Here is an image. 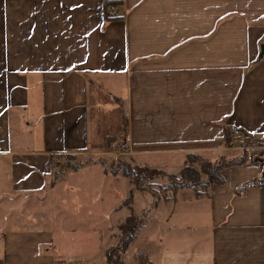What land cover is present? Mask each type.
Masks as SVG:
<instances>
[{
  "label": "crops",
  "instance_id": "0c3cea01",
  "mask_svg": "<svg viewBox=\"0 0 264 264\" xmlns=\"http://www.w3.org/2000/svg\"><path fill=\"white\" fill-rule=\"evenodd\" d=\"M108 1L0 0V264L107 262L131 215L133 264H264V160L202 195L130 179L120 216L109 151L124 136L122 161L169 175L242 158L234 126L264 144V0Z\"/></svg>",
  "mask_w": 264,
  "mask_h": 264
},
{
  "label": "trees",
  "instance_id": "16d2710c",
  "mask_svg": "<svg viewBox=\"0 0 264 264\" xmlns=\"http://www.w3.org/2000/svg\"><path fill=\"white\" fill-rule=\"evenodd\" d=\"M113 3L117 5L116 0H110L106 3V7H105L106 17L108 15V8ZM116 17H120V15H115L112 18H116ZM227 141H229V138ZM110 142L111 141L109 140V145L111 144ZM198 160H199L198 156L193 154L188 155L189 163H187L183 167V169L180 171L179 174L167 175L163 171L151 169L148 167H132L126 161L119 162L116 165L117 166L116 169L120 168L118 170H121L125 176L131 177L137 186L142 187L143 185H146L147 189L150 190L155 195H158L160 193L161 195H163L167 192L169 197H174V195L176 194L179 188H183L187 186L193 187L197 192V195H202V193H200L199 190H197V188L201 187L203 189H206L214 183H221L224 180L222 176V170L224 168L234 164H238L239 162H246L244 157L238 160L222 159L219 162L218 161L203 162L201 164V167L198 169L195 166V162ZM78 165L79 163L75 164L74 168L78 167ZM166 175L168 177L167 181L157 184V187H159L160 190L154 189L153 188L154 184L149 183V181L154 180V178L164 177ZM205 175L207 176L206 181L203 180L204 179L203 177ZM162 190L166 192L163 193L161 192ZM143 222H144V218L142 219L136 215H131L120 223V228L126 234V236L121 242V244L119 243L120 245L118 244L117 246H113L107 250L106 257L108 264H125L124 257H122V253H125L129 244L135 240ZM137 259H139L141 263H144V261L146 260V254L144 252L138 253ZM61 263L63 262L59 261L57 264H61ZM75 263L95 264L84 261H77Z\"/></svg>",
  "mask_w": 264,
  "mask_h": 264
},
{
  "label": "built area",
  "instance_id": "2783aa9c",
  "mask_svg": "<svg viewBox=\"0 0 264 264\" xmlns=\"http://www.w3.org/2000/svg\"><path fill=\"white\" fill-rule=\"evenodd\" d=\"M119 15L117 6L111 5L108 15ZM229 148L239 150L245 161L249 164H259L264 160V144L257 143L252 136L242 130L240 127L234 126L229 133ZM130 145L124 136H120L113 140L110 144L109 151L113 154L128 155L130 153ZM61 157L56 158V162H60Z\"/></svg>",
  "mask_w": 264,
  "mask_h": 264
},
{
  "label": "rangeland",
  "instance_id": "374dc122",
  "mask_svg": "<svg viewBox=\"0 0 264 264\" xmlns=\"http://www.w3.org/2000/svg\"><path fill=\"white\" fill-rule=\"evenodd\" d=\"M114 156H116V157H118V159H121V160H119V162H122V159H125V157H126V155H118V154H113ZM118 162V163H119ZM117 163V164H118ZM119 166H120V164H119ZM118 166V167H119ZM114 168L116 167L117 168V166H113ZM118 169H120V168H118ZM120 172H121V174H124L121 170H119ZM125 176V175H124ZM126 177H128V179L126 178ZM126 177H124V181L126 182V184H125V186H124V188H122L123 190H122V192H124V197L125 198H122L123 200L121 201V203H120V210H121V212H120V216H122L124 213H125V211L126 210H124V208H125V202H127L128 200H127V196H129L130 195V189L133 187L132 186V181L130 180V179H132L131 177H129V176H126ZM93 177H89L88 179H90V180H92L93 182H91V184L92 185H95V180H93L92 179ZM123 178V177H122ZM131 181V182H130ZM163 183V182H162ZM157 189L158 190H160L159 189V187H157ZM161 192H163L164 193V191L162 190ZM122 195V194H121ZM131 197V196H130ZM129 197V198H130ZM139 218H142V217H139ZM143 219V218H142ZM118 234H119V240H116V242L115 243H117L118 241H119V243L121 244V242L123 241V239L125 238V236H126V234L121 230V228H120V226H119V232H118ZM119 244V245H120ZM103 247V246H102ZM92 248V250H91V254L92 255H88V256H93L96 260V262H97V264H108L106 261H105V259H104V254H103V250H101V247L100 246H92L91 247ZM138 249V246L137 245H135L134 247H132L131 249H130V251L128 252V253H126V255L124 256V254L125 253H122V257H124L125 258V263L126 264H133L134 263V257H133V254H134V251L135 250H137ZM75 262H77V261H70V262H63V263H61V264H78V263H75Z\"/></svg>",
  "mask_w": 264,
  "mask_h": 264
}]
</instances>
